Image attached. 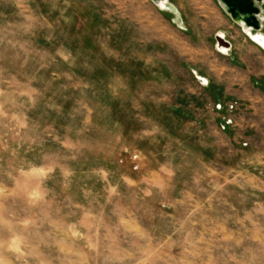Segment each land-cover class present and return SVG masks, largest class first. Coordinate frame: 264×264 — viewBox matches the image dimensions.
<instances>
[{
	"label": "rangeland",
	"instance_id": "obj_1",
	"mask_svg": "<svg viewBox=\"0 0 264 264\" xmlns=\"http://www.w3.org/2000/svg\"><path fill=\"white\" fill-rule=\"evenodd\" d=\"M231 19L0 0V264H264V90L226 111L197 76L264 81L219 53Z\"/></svg>",
	"mask_w": 264,
	"mask_h": 264
},
{
	"label": "crops",
	"instance_id": "obj_2",
	"mask_svg": "<svg viewBox=\"0 0 264 264\" xmlns=\"http://www.w3.org/2000/svg\"><path fill=\"white\" fill-rule=\"evenodd\" d=\"M178 9L177 7H175ZM234 24H237L233 21V19L230 20L229 25L230 27ZM182 24H179L180 27ZM239 26V25H238ZM240 27V26H239ZM241 33L243 36H240L237 40H233L229 37H226L231 41L232 46L230 49L229 54H224L222 52H218L223 55V57L230 61V66L236 67V71L240 72L243 71L244 66L248 68L249 71L251 67L254 66V54H258V57L264 61V48L260 46L258 43H256L254 40H252L240 27ZM264 75V70L260 73H257V75ZM199 77L204 78L206 81L202 84L205 86V91L208 94V96L214 100V102L218 104H225L227 105L226 111L229 110V105L233 102H231L234 99L243 98L247 96V91L249 89H256L257 91L264 90V81H262L261 85L258 84V81L255 82L250 80H239V82H232L229 81L227 78L219 77L218 79H214L211 75L209 76H203V75H197ZM198 77V79H199ZM249 97V96H247ZM220 105L219 107H221ZM239 107L237 106L236 110ZM227 120H231L227 116Z\"/></svg>",
	"mask_w": 264,
	"mask_h": 264
},
{
	"label": "water",
	"instance_id": "obj_3",
	"mask_svg": "<svg viewBox=\"0 0 264 264\" xmlns=\"http://www.w3.org/2000/svg\"><path fill=\"white\" fill-rule=\"evenodd\" d=\"M154 3L167 0H152ZM221 8L237 23L242 30L255 42H258L246 29L258 34L264 27V0H217ZM168 3V2H167ZM263 33V32H262ZM218 49L231 48L232 43L225 34L218 31L215 35ZM263 46V45H262ZM223 47V49H222ZM202 82L206 80L199 77Z\"/></svg>",
	"mask_w": 264,
	"mask_h": 264
},
{
	"label": "bare ground",
	"instance_id": "obj_4",
	"mask_svg": "<svg viewBox=\"0 0 264 264\" xmlns=\"http://www.w3.org/2000/svg\"><path fill=\"white\" fill-rule=\"evenodd\" d=\"M167 1H159L157 5L161 8H166L167 7ZM172 3V2H171ZM251 36H253L258 42H260L264 46V33L260 32L258 34H255L254 32L250 31L249 29H246ZM221 34H224L223 31H221ZM223 49V47H222Z\"/></svg>",
	"mask_w": 264,
	"mask_h": 264
},
{
	"label": "built area",
	"instance_id": "obj_5",
	"mask_svg": "<svg viewBox=\"0 0 264 264\" xmlns=\"http://www.w3.org/2000/svg\"><path fill=\"white\" fill-rule=\"evenodd\" d=\"M230 49H231V48H227L226 50H221V49H219V51L222 52V53H224V54H228L229 51H230ZM234 108H235V104H234V103H231V104L229 105V110H230V111H233ZM131 156H132L133 159H137V158L139 157V155H138L137 153H135V152L132 153Z\"/></svg>",
	"mask_w": 264,
	"mask_h": 264
}]
</instances>
